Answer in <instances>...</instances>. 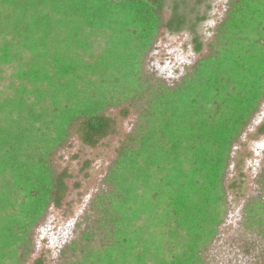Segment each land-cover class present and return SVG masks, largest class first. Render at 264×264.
Here are the masks:
<instances>
[{
    "label": "trees",
    "instance_id": "obj_1",
    "mask_svg": "<svg viewBox=\"0 0 264 264\" xmlns=\"http://www.w3.org/2000/svg\"><path fill=\"white\" fill-rule=\"evenodd\" d=\"M185 3L0 0V264H25L33 229L65 196L56 153L72 135L95 148L115 131L107 109L123 106L137 121L60 264H207L233 146L264 98V0H229L207 54L168 86L144 61L161 28L203 20ZM256 184L242 228L264 264V167Z\"/></svg>",
    "mask_w": 264,
    "mask_h": 264
},
{
    "label": "rangeland",
    "instance_id": "obj_2",
    "mask_svg": "<svg viewBox=\"0 0 264 264\" xmlns=\"http://www.w3.org/2000/svg\"><path fill=\"white\" fill-rule=\"evenodd\" d=\"M169 1V0H168ZM229 0H186L182 9L191 18L202 17L195 28L186 27L177 33L161 28L144 69L154 79L170 86L182 78L191 66L208 52L215 29L224 18ZM193 11V12H192ZM170 11L163 12V22ZM202 43L199 53L193 40ZM124 107V106H123ZM123 107L107 109L115 131L95 148L84 146L76 135L55 155L54 166L64 172L67 190L59 206L51 205L32 231L31 254L25 264L42 259L43 264H60V252L78 235L77 225L95 195L104 190L103 180L120 145L132 132L137 121L136 110ZM264 98L257 112L234 144L224 185L228 209L217 238L208 247L207 264H260L263 256L261 240L242 228V208L257 193L256 178L264 167Z\"/></svg>",
    "mask_w": 264,
    "mask_h": 264
}]
</instances>
